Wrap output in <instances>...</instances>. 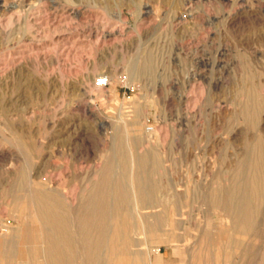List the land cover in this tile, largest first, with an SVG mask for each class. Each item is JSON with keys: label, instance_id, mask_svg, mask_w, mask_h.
Masks as SVG:
<instances>
[{"label": "rangeland", "instance_id": "374dc122", "mask_svg": "<svg viewBox=\"0 0 264 264\" xmlns=\"http://www.w3.org/2000/svg\"><path fill=\"white\" fill-rule=\"evenodd\" d=\"M39 188L70 264H264V0H0V264H46Z\"/></svg>", "mask_w": 264, "mask_h": 264}, {"label": "bare ground", "instance_id": "6f19581e", "mask_svg": "<svg viewBox=\"0 0 264 264\" xmlns=\"http://www.w3.org/2000/svg\"><path fill=\"white\" fill-rule=\"evenodd\" d=\"M136 122H137V119H135L132 122V126L136 125ZM250 180H251V187H252L256 183L255 175L250 177ZM145 187L146 186H143L140 183V181H137L135 184V191H138L142 196L143 193H147ZM156 187L157 185L154 183L150 185L151 189H155ZM122 190H123V193H121V196L120 195L118 196L115 193L116 188L114 187V185L108 186V190L106 191L108 194L105 192L106 194L102 195V197L99 199L100 201L98 202V204L90 207L91 211L87 213L86 215L87 217H85L84 219L85 220H115V218H111L107 216L106 214L107 209H110L112 211L123 210L125 214H127L128 216L129 215L128 213L131 212L130 203L132 201V196L126 185L122 187ZM218 194H216V196L213 198L214 199L213 203L216 207H219L221 211H224L228 207L223 203L221 195L220 194L218 195ZM140 201L141 203H143L142 198L140 199ZM23 206L24 208L29 210L27 217L33 220H37L38 223L40 224V227H38L36 233L38 234L40 238L45 239L46 250H48L45 263L46 264H70V262H67L66 260L68 258V255H66L65 253L59 254L58 247L65 245L71 241V238L69 237L65 229L68 227L67 220H72V219L61 212V208L59 204L57 203V201L52 199L49 196V193H47L42 188L35 189V191L29 194ZM19 208L23 209V207H19ZM243 211H244V207L242 205L237 206L234 212L233 220H247V218L246 219L241 218ZM104 223L105 222L103 221V224H102L103 228H104ZM95 225L96 224L93 222L91 223L84 222L81 226V233L83 235L88 234V232L90 231V228L94 227ZM103 230L104 231L102 232L104 233L105 228ZM114 238H116V235L114 232H112L111 234L107 236V241H108V245L110 244L109 246L110 248L112 247V244H113L112 240H114ZM24 261L26 262V260Z\"/></svg>", "mask_w": 264, "mask_h": 264}, {"label": "built area", "instance_id": "2783aa9c", "mask_svg": "<svg viewBox=\"0 0 264 264\" xmlns=\"http://www.w3.org/2000/svg\"><path fill=\"white\" fill-rule=\"evenodd\" d=\"M107 82H108V76L107 75L100 76L99 78H97V81H96V83L98 85H101V86L105 85Z\"/></svg>", "mask_w": 264, "mask_h": 264}]
</instances>
